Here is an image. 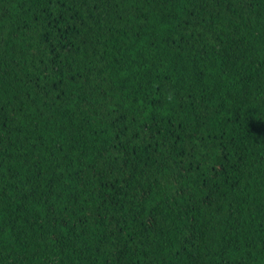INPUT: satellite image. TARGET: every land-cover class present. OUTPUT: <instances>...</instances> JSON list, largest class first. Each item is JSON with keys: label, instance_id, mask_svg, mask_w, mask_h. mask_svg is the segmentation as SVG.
Wrapping results in <instances>:
<instances>
[{"label": "trees", "instance_id": "obj_1", "mask_svg": "<svg viewBox=\"0 0 264 264\" xmlns=\"http://www.w3.org/2000/svg\"><path fill=\"white\" fill-rule=\"evenodd\" d=\"M0 264H264V0H0Z\"/></svg>", "mask_w": 264, "mask_h": 264}]
</instances>
